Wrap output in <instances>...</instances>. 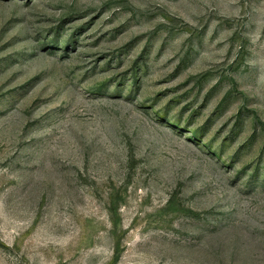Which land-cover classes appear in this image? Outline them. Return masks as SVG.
<instances>
[{
  "label": "rangeland",
  "instance_id": "1",
  "mask_svg": "<svg viewBox=\"0 0 264 264\" xmlns=\"http://www.w3.org/2000/svg\"><path fill=\"white\" fill-rule=\"evenodd\" d=\"M0 264H264V0H0Z\"/></svg>",
  "mask_w": 264,
  "mask_h": 264
}]
</instances>
